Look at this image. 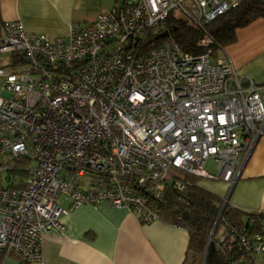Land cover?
I'll use <instances>...</instances> for the list:
<instances>
[{"label": "built area", "instance_id": "obj_1", "mask_svg": "<svg viewBox=\"0 0 264 264\" xmlns=\"http://www.w3.org/2000/svg\"><path fill=\"white\" fill-rule=\"evenodd\" d=\"M119 1L67 36L1 24L0 53L13 58L0 66V264H43L44 235L63 234V216L82 204L156 220L153 202L167 184L183 189L186 175L227 183L223 207L264 136V84L239 76L206 29L244 0ZM168 17L203 33L201 52L171 32L141 51ZM228 228L242 249L264 255V231Z\"/></svg>", "mask_w": 264, "mask_h": 264}, {"label": "crops", "instance_id": "obj_2", "mask_svg": "<svg viewBox=\"0 0 264 264\" xmlns=\"http://www.w3.org/2000/svg\"><path fill=\"white\" fill-rule=\"evenodd\" d=\"M119 3V0H0V32L4 21L20 20L30 32L67 36L70 24H87L100 11L113 10ZM224 52L239 76L264 84V15L236 28L235 39L225 45ZM195 183L221 199L228 193L227 183L221 180L199 178ZM67 203L61 199L63 206ZM228 203L245 213L264 212V136L246 159L228 194ZM62 222L63 234L44 235L43 264H198V256L187 252V229L172 223L163 212L158 219L144 222L124 208L106 203L82 204L63 216ZM215 235L216 230L214 239L221 241L224 228L218 238ZM256 256L260 263H256ZM240 260L244 264H264V255L253 254L250 261ZM1 264L18 262L5 258Z\"/></svg>", "mask_w": 264, "mask_h": 264}, {"label": "trees", "instance_id": "obj_3", "mask_svg": "<svg viewBox=\"0 0 264 264\" xmlns=\"http://www.w3.org/2000/svg\"><path fill=\"white\" fill-rule=\"evenodd\" d=\"M264 15V1L244 0L238 6L229 9L206 24V29L212 35L214 44L212 50L225 45L235 39V30L242 27L258 16ZM168 29L176 41L188 52L199 53L198 39L203 35L200 30L193 29L186 21L179 18H166L149 31L142 43L141 51L147 52L158 46L163 38L154 39L156 32ZM199 178L186 175L185 186L178 190L172 185L165 186V195L158 209L163 212L172 223L183 226L189 233L187 252L193 255H204V264H244L241 258L251 260L254 253L240 247L237 239L230 232L228 226L233 224L240 229L252 233L264 231V212H242L235 206L225 203L215 194L196 185ZM187 212L188 217L183 218ZM217 218V223L208 241L209 232ZM224 228V238L214 239V233L219 225ZM18 264H28L19 261Z\"/></svg>", "mask_w": 264, "mask_h": 264}, {"label": "rangeland", "instance_id": "obj_4", "mask_svg": "<svg viewBox=\"0 0 264 264\" xmlns=\"http://www.w3.org/2000/svg\"><path fill=\"white\" fill-rule=\"evenodd\" d=\"M12 57H10V55L9 54H1L0 53V66H2V65H6V64H8V63H10L11 62V59ZM2 82H3V78L2 77H0V91H1V86H2ZM204 167H205V169L206 170H208L209 172H212V173H214L215 172V168H214V164L212 163V161L211 160H208V161H206L205 162V164H204ZM79 181L83 184L82 186H87V183H88V178H86V177H82V178H79ZM223 229V226L220 224L218 227H217V229H216V235H215V238H218V236H219V234H220V232H221V230ZM211 231V230H210ZM209 235H210V232H209ZM208 235V241L210 240V237H211V235L209 236ZM257 255V254H256ZM203 256H204V254L202 255V256H198L197 257V259H198V264H204V259H203ZM10 259H12V258H10ZM13 260H15V259H13ZM255 260H256V263H260L259 262V257H255ZM16 261V260H15ZM231 264H237V263H235V262H232ZM249 264H251V263H249Z\"/></svg>", "mask_w": 264, "mask_h": 264}, {"label": "water", "instance_id": "obj_5", "mask_svg": "<svg viewBox=\"0 0 264 264\" xmlns=\"http://www.w3.org/2000/svg\"><path fill=\"white\" fill-rule=\"evenodd\" d=\"M169 33H170V30H168V29L162 30L161 32H158V33H156L154 35V39L157 40V39L163 38V37L167 36ZM137 39H138V37H135V40H137ZM153 205L158 207L159 203L158 202H153ZM187 217H188L187 212H184L183 213V218H187ZM216 223H217V218H216V220H215V222H214V224H213V226L211 228L210 235L212 234V231H213ZM204 255H205V251H204ZM203 259H204V256H203Z\"/></svg>", "mask_w": 264, "mask_h": 264}]
</instances>
